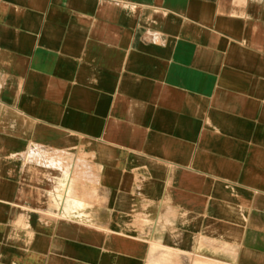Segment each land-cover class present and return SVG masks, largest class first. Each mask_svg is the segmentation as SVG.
<instances>
[{"label": "crops", "instance_id": "1", "mask_svg": "<svg viewBox=\"0 0 264 264\" xmlns=\"http://www.w3.org/2000/svg\"><path fill=\"white\" fill-rule=\"evenodd\" d=\"M0 264H264V0H0Z\"/></svg>", "mask_w": 264, "mask_h": 264}]
</instances>
